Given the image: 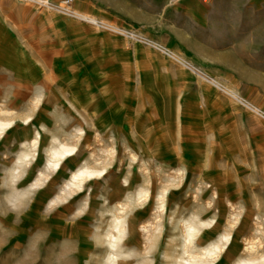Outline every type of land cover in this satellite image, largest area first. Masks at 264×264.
Returning <instances> with one entry per match:
<instances>
[{
  "label": "rangeland",
  "instance_id": "1",
  "mask_svg": "<svg viewBox=\"0 0 264 264\" xmlns=\"http://www.w3.org/2000/svg\"><path fill=\"white\" fill-rule=\"evenodd\" d=\"M82 8L123 31L86 27L48 11L56 28L76 22L88 40L62 48L60 68L55 62L47 73L51 85L37 88L38 98L23 113L0 114L14 122L13 144L0 147V264H107V233L122 215L125 231L113 264H179L187 255L189 222L213 221L195 235L189 253L200 254L231 234L214 264L245 258L250 240L264 250V120L226 91L264 110V69L249 70L248 55L239 64L229 55L224 60L208 54L198 44L208 34L170 0H83ZM166 51L192 62L223 89ZM60 80L77 82L65 103L69 86ZM79 82L94 90L92 107ZM5 139L0 136V145ZM60 144L75 147L66 164L58 170L34 165L36 174L45 172L36 189L47 181L49 197L60 193L48 207L35 205L41 194L25 190L29 184L34 190L42 172L31 182L20 171ZM24 153L29 158L20 161ZM84 167L104 173L67 187ZM232 208L241 213L235 228L229 226ZM54 216L64 218L58 235Z\"/></svg>",
  "mask_w": 264,
  "mask_h": 264
},
{
  "label": "crops",
  "instance_id": "2",
  "mask_svg": "<svg viewBox=\"0 0 264 264\" xmlns=\"http://www.w3.org/2000/svg\"><path fill=\"white\" fill-rule=\"evenodd\" d=\"M82 6L83 0H80L79 7L84 12ZM176 7H181L177 10L199 30L208 34L207 38L198 39L199 46L204 47L208 54L222 56L224 60H226L225 56L229 55L239 64H244L245 60L242 56L248 55L250 56V61L247 62L250 65L249 70L262 71L264 69L262 66L264 63V0H209L208 2L184 0L181 6ZM76 22L79 21L76 20ZM76 22L56 28L47 10L38 11L19 0H0V110H2L0 114H14L15 110L18 113H23L25 104L34 102L35 98H38L33 95L38 91L37 88L51 85L47 73L51 71L55 62H58L56 69L60 68L62 48L73 44L77 45L78 39L88 40L85 34L79 33V26ZM85 26L90 27L87 24ZM259 57H261V61ZM60 83H64L63 86H69V90L65 94V103L71 99L77 82L69 84L68 81L60 80ZM79 83V87L89 97V107H92L95 98L94 90L88 91L82 82ZM13 130L14 124L12 128L0 135L5 134L7 139L0 147L13 144ZM24 155L20 158H23ZM2 157L5 159L8 155L3 154ZM48 157L44 159L43 156L37 155L36 159H32L28 163L32 164L29 168L27 166L26 169L20 171V178L23 181L33 178L31 182L42 172L38 182L33 184L34 190L29 188V184L25 191H37V195H41L35 205L42 203L47 207L50 199L60 192L49 197L45 190L47 181L42 184L41 188L36 189L45 172L38 170L36 174L34 165L42 162L48 164ZM28 158L24 157L20 161H26ZM73 162L74 156L71 163ZM63 164L66 163H63L62 160L60 166ZM46 166L53 170L60 168V166L58 168ZM14 168L9 172L12 181ZM14 173L17 171L15 170ZM36 184L37 186H35ZM64 203L66 202L54 207L63 206ZM52 220L56 223V235H58V228L62 226L64 218L54 216ZM48 227L50 234V225Z\"/></svg>",
  "mask_w": 264,
  "mask_h": 264
},
{
  "label": "bare ground",
  "instance_id": "3",
  "mask_svg": "<svg viewBox=\"0 0 264 264\" xmlns=\"http://www.w3.org/2000/svg\"><path fill=\"white\" fill-rule=\"evenodd\" d=\"M88 15V14H87ZM90 16V15H88ZM95 20H98L97 17H92ZM103 22L101 20H98V22ZM105 23V22H103ZM107 24V23H106ZM14 27V26H13ZM226 91L228 94L232 95L235 94L231 89H227ZM2 111V110H0ZM29 120V119H28ZM26 120V122H29ZM13 120H0V133L2 134L6 129L11 127L13 125ZM37 143V142H36ZM75 151V147H70L65 144H60L58 147H55L51 150L50 156L48 158V166L52 168H58L60 166V163L62 160L66 159L68 156L72 155ZM24 157H29L28 153H24ZM23 157V158H24ZM23 158H20V160H23ZM104 173V169L102 170H93L88 167H84L76 171L70 178L67 187L72 186H81V183L85 181L86 179H89L96 175H102ZM37 186V184L35 185ZM126 205V204H125ZM213 205V204H212ZM120 213H125L126 208L124 206H121L118 208ZM233 215L232 219L234 221L233 224L229 225L231 228H235L234 226L240 219V215L236 208H232ZM256 218V217H255ZM196 219V218H194ZM193 220V219H192ZM212 220V219H211ZM239 223V222H238ZM213 224V221L210 223H191L189 222L186 225V236L184 238V253L187 254L184 257H181V261L179 264H214L215 261H217V258L219 255L227 248V246L231 243V234H225L221 237L220 241L214 245H212L210 248H207L204 250V252L200 254H194L189 253L188 245L194 242L195 235L201 231L203 227H210ZM124 227H125V218L122 216H115L114 217V224L112 225L111 231L107 233L108 237V243L109 247L111 249V252L107 259V264H113L114 262H117L118 256L120 253H118V249L120 247V242L122 239V236L124 235ZM211 228V227H210ZM144 230L149 233V229L147 227H144ZM114 231L117 232V234L114 233ZM256 236V235H255ZM254 240V239H253ZM251 241V240H250ZM248 242L246 245V252L247 255L245 258L240 259L235 264H263L264 262V250L261 245H257L256 242ZM258 242V241H257ZM261 248V250H260ZM259 250L263 253L261 255L259 254Z\"/></svg>",
  "mask_w": 264,
  "mask_h": 264
},
{
  "label": "built area",
  "instance_id": "4",
  "mask_svg": "<svg viewBox=\"0 0 264 264\" xmlns=\"http://www.w3.org/2000/svg\"><path fill=\"white\" fill-rule=\"evenodd\" d=\"M23 2H28L34 6H37L39 9H44L47 11H53L63 16L71 17L79 22L86 23L90 26H94L98 29H101L103 31L112 32V33H122V29L113 26L110 24H106L103 22H98V20H95L94 18H91L84 12L80 10L79 4L80 0H21ZM184 0H170V3L172 6H181ZM204 2H208L209 0H203ZM130 35L134 36L136 34L130 33ZM167 52V51H166ZM172 58L177 60L179 63L183 64L187 68L191 69L198 75H203V78H206L207 81L212 82L214 85H216L218 88L223 89V87L218 86V83L213 81L211 76H208L202 72L195 64H193L190 61L185 60L184 58H181L178 54L172 53L170 51L167 52ZM233 100L237 102L238 104L242 105L247 111H250L260 118L264 120V110L257 107L254 103L249 101L247 98L242 96L241 94H233Z\"/></svg>",
  "mask_w": 264,
  "mask_h": 264
}]
</instances>
